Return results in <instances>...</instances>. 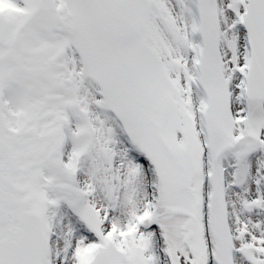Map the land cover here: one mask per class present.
Masks as SVG:
<instances>
[{
  "label": "snow or ice",
  "instance_id": "6c2138e0",
  "mask_svg": "<svg viewBox=\"0 0 264 264\" xmlns=\"http://www.w3.org/2000/svg\"><path fill=\"white\" fill-rule=\"evenodd\" d=\"M0 264H264V0H0Z\"/></svg>",
  "mask_w": 264,
  "mask_h": 264
}]
</instances>
